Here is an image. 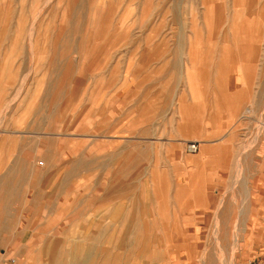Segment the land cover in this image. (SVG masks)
Here are the masks:
<instances>
[{
    "label": "rangeland",
    "instance_id": "1",
    "mask_svg": "<svg viewBox=\"0 0 264 264\" xmlns=\"http://www.w3.org/2000/svg\"><path fill=\"white\" fill-rule=\"evenodd\" d=\"M202 26L213 52L221 41H253L255 63L262 68L264 0H0V140H15L27 171L54 170L56 176L46 177L48 187L64 189L66 206L80 188L102 189L104 178L95 173L104 161L94 159L89 143L103 140L105 127L127 112L135 113L138 73L154 44L200 40ZM256 100L257 107L243 110L235 130L234 182L247 171L238 153L250 151L264 136V98ZM149 165L153 162H145L146 169ZM129 166L136 168V161ZM167 166L156 162L157 168ZM164 181L169 184L163 176ZM210 195L223 202L208 210L202 231L161 223L123 226L145 236H103L105 226L97 225V236H88L89 226L66 223L35 225L40 236H20L25 226H12L11 236H0V264H264V225L244 231L245 195ZM257 197L263 206L264 194ZM164 212L163 221L168 220Z\"/></svg>",
    "mask_w": 264,
    "mask_h": 264
},
{
    "label": "crops",
    "instance_id": "2",
    "mask_svg": "<svg viewBox=\"0 0 264 264\" xmlns=\"http://www.w3.org/2000/svg\"><path fill=\"white\" fill-rule=\"evenodd\" d=\"M201 31L200 40L155 43L146 58L154 63L145 62L149 66L144 63L138 73L135 113L130 117L127 112L120 122L105 127L103 140L89 143L94 145V159L104 161L95 173L104 178L102 189L80 188L73 204L66 206L62 187L49 190L47 178L56 176L54 170L47 175L27 171L15 140H0V236H11L12 226L19 225L25 226L20 236H40L33 226L66 223L89 226L88 236H97V225L105 226L103 236H145L137 228H123L161 223L193 225L202 231L208 210H218L223 202L210 194L223 192L245 195L240 207L248 211L246 233L264 225V204L259 206L257 197L264 194V136L250 151L238 153L241 168L247 169L242 177L234 182L231 173L243 110L257 107L258 96L264 98V64L261 68L255 63L253 41H221L211 47L213 52L206 26ZM259 80L263 85L257 88ZM189 143L198 144L195 155L186 154ZM1 145L6 146L3 152ZM131 161L136 168L129 166ZM160 161L168 166L157 168ZM145 162L153 165L146 169ZM163 176L168 185L162 184ZM60 181L63 186L64 179ZM146 192L151 197H145ZM166 209L168 220L163 221Z\"/></svg>",
    "mask_w": 264,
    "mask_h": 264
},
{
    "label": "built area",
    "instance_id": "3",
    "mask_svg": "<svg viewBox=\"0 0 264 264\" xmlns=\"http://www.w3.org/2000/svg\"><path fill=\"white\" fill-rule=\"evenodd\" d=\"M186 154H196L198 152V144L197 143H189L185 147Z\"/></svg>",
    "mask_w": 264,
    "mask_h": 264
},
{
    "label": "bare ground",
    "instance_id": "4",
    "mask_svg": "<svg viewBox=\"0 0 264 264\" xmlns=\"http://www.w3.org/2000/svg\"><path fill=\"white\" fill-rule=\"evenodd\" d=\"M240 247V246H239ZM221 253V252H220ZM225 254V253H224ZM234 254V253H233ZM234 256V255H233ZM232 260H234V259H232ZM211 263V262H210ZM229 264H233V262L231 261Z\"/></svg>",
    "mask_w": 264,
    "mask_h": 264
}]
</instances>
